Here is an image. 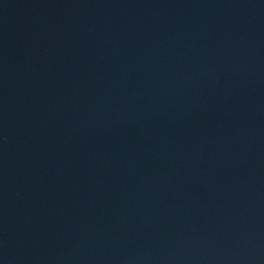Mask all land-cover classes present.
I'll use <instances>...</instances> for the list:
<instances>
[{"label": "water", "instance_id": "obj_1", "mask_svg": "<svg viewBox=\"0 0 264 264\" xmlns=\"http://www.w3.org/2000/svg\"><path fill=\"white\" fill-rule=\"evenodd\" d=\"M0 264H264V0H0Z\"/></svg>", "mask_w": 264, "mask_h": 264}]
</instances>
